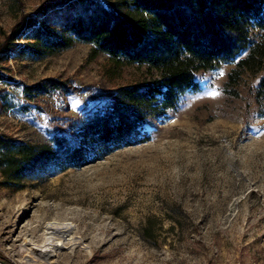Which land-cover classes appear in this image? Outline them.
Here are the masks:
<instances>
[{
	"label": "rangeland",
	"instance_id": "obj_1",
	"mask_svg": "<svg viewBox=\"0 0 264 264\" xmlns=\"http://www.w3.org/2000/svg\"><path fill=\"white\" fill-rule=\"evenodd\" d=\"M52 1L0 0V43L20 12ZM89 49L13 46L0 60V134L41 145L59 130L73 142L69 123L132 77L109 80L107 56ZM233 66L196 73L199 91L147 118V142L78 168L52 156L0 173V264H264V117L254 98L264 68L243 73L232 95L223 86ZM48 78L90 88L25 98L23 85Z\"/></svg>",
	"mask_w": 264,
	"mask_h": 264
},
{
	"label": "trees",
	"instance_id": "obj_2",
	"mask_svg": "<svg viewBox=\"0 0 264 264\" xmlns=\"http://www.w3.org/2000/svg\"><path fill=\"white\" fill-rule=\"evenodd\" d=\"M2 35L0 60L8 59L13 46L19 53L48 56L80 42L90 45L91 57L107 56L109 80L132 75L114 85L106 101L87 108L84 119L69 123L73 142L59 130L41 145L0 134L1 174H20L24 166L52 156L61 168H78L149 141L147 118L158 110H175L183 94L199 91L198 72L233 64L223 90L237 95L242 74L264 68V0H54L34 13L20 12ZM21 38L24 44L17 43ZM89 88L48 78L23 85L22 91L36 102L44 95ZM254 98L264 117V76Z\"/></svg>",
	"mask_w": 264,
	"mask_h": 264
},
{
	"label": "bare ground",
	"instance_id": "obj_3",
	"mask_svg": "<svg viewBox=\"0 0 264 264\" xmlns=\"http://www.w3.org/2000/svg\"><path fill=\"white\" fill-rule=\"evenodd\" d=\"M57 240V239H55ZM62 245L61 241H56L55 243H53V248L51 252L46 253V255H48V257H51L53 255H55L56 250Z\"/></svg>",
	"mask_w": 264,
	"mask_h": 264
}]
</instances>
